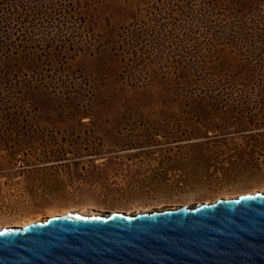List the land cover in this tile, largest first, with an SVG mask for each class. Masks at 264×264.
Wrapping results in <instances>:
<instances>
[{"label": "rangeland", "instance_id": "rangeland-1", "mask_svg": "<svg viewBox=\"0 0 264 264\" xmlns=\"http://www.w3.org/2000/svg\"><path fill=\"white\" fill-rule=\"evenodd\" d=\"M83 14L87 27L118 40L136 8L107 2ZM228 17L196 19L189 34L173 29L135 65L112 43L65 54L62 86L45 82L52 68L31 54V87L18 98L24 84L0 79V229L29 224L25 216L135 214L264 191V84L241 95L232 80L264 65V55L243 34L212 27ZM150 63L145 73L157 77L132 86L133 69ZM173 66L181 77L169 78ZM245 120L260 125L241 126Z\"/></svg>", "mask_w": 264, "mask_h": 264}, {"label": "water", "instance_id": "water-1", "mask_svg": "<svg viewBox=\"0 0 264 264\" xmlns=\"http://www.w3.org/2000/svg\"><path fill=\"white\" fill-rule=\"evenodd\" d=\"M0 264H264V194L4 227Z\"/></svg>", "mask_w": 264, "mask_h": 264}, {"label": "trees", "instance_id": "trees-1", "mask_svg": "<svg viewBox=\"0 0 264 264\" xmlns=\"http://www.w3.org/2000/svg\"><path fill=\"white\" fill-rule=\"evenodd\" d=\"M107 2L136 8L134 22L123 28L118 40H110L87 27L83 19L84 10ZM216 14L229 17L212 27L230 31V37L243 34L247 45L264 55V0H0V79L24 84L15 92L16 98L28 92L31 86L26 79V64L31 54H35L45 57L52 68L49 69L52 74L48 76L51 80L45 82L53 81L62 86L70 77L63 55L99 52L111 43L123 62L135 65L139 60L148 59L146 48L152 42L170 41V33L177 28L187 34L194 32L196 19L203 22ZM229 42L227 44H232V40ZM61 57L62 60H58ZM150 65L133 69L132 86L138 87L140 81L149 83L157 77L156 70L145 73ZM257 68L264 70V65L249 66L232 77L238 86L234 92L246 95L263 89L264 79L254 72ZM173 69L168 77H181V68L173 66ZM141 71L147 74L144 78L136 75ZM1 97L5 99V96ZM251 125L260 124L251 120L241 122V126Z\"/></svg>", "mask_w": 264, "mask_h": 264}, {"label": "bare ground", "instance_id": "bare-ground-1", "mask_svg": "<svg viewBox=\"0 0 264 264\" xmlns=\"http://www.w3.org/2000/svg\"><path fill=\"white\" fill-rule=\"evenodd\" d=\"M251 193H253V194H256V193H263L264 194V191H255V192H251ZM231 199H237V197H230V198H226V200H231ZM218 200V199H217ZM88 206L89 207H93L94 205L93 204H88ZM189 206V205H188ZM153 211V210H152ZM84 213V212H83ZM85 214H94V213H86L85 212ZM40 219V217H36V219L35 220H39ZM22 221H24L25 223H30V222H32L33 221V219H31V217H29V216H25V217H23L22 218ZM27 225V224H26ZM24 226H25V224H24ZM15 227H17V226H15ZM4 228V227H3ZM8 228H13V227H8ZM2 229V228H1Z\"/></svg>", "mask_w": 264, "mask_h": 264}]
</instances>
